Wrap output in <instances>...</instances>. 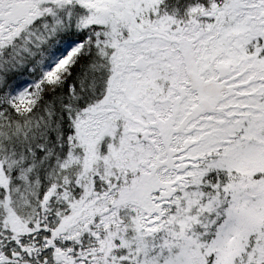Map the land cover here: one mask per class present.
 Listing matches in <instances>:
<instances>
[{
    "label": "snow or ice",
    "instance_id": "1",
    "mask_svg": "<svg viewBox=\"0 0 264 264\" xmlns=\"http://www.w3.org/2000/svg\"><path fill=\"white\" fill-rule=\"evenodd\" d=\"M0 264H264V0H0Z\"/></svg>",
    "mask_w": 264,
    "mask_h": 264
}]
</instances>
